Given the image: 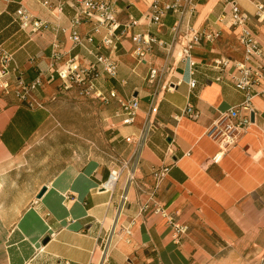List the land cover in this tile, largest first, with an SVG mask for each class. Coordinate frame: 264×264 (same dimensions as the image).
<instances>
[{"label":"crops","instance_id":"obj_1","mask_svg":"<svg viewBox=\"0 0 264 264\" xmlns=\"http://www.w3.org/2000/svg\"><path fill=\"white\" fill-rule=\"evenodd\" d=\"M44 1L47 6L42 0H0V51L14 58L6 77L12 88L0 91V264H90L97 241L108 236L112 241L110 264H210L212 241L218 248L214 258L224 264H254L264 252V97L253 92V123L234 148L222 152L207 136L222 113L246 100L245 92L228 78L218 81L223 72L215 65L216 60H245L239 30L232 27L230 0H194L196 11L181 27L176 57L188 27L219 36L203 39L192 50L197 81L193 90L188 61L171 70L173 59L166 62L167 52L160 46H155L148 61L141 62L130 40L119 45L116 77L104 74L97 86L104 93L114 90L123 99L137 98L140 109L132 125H125L126 115L120 114L117 125L121 127L110 143L120 147L126 138L139 137L152 104H158L145 145L139 149L131 144L120 147L127 160L138 162L136 183L126 189L125 174L113 193L100 191L113 170L112 162L93 153L88 157V151L85 157L82 152L74 158L45 159L44 171L54 174L36 185V167L41 160L35 153L49 142L52 132L50 94L62 85L57 77L50 82L53 46L60 44L65 54L62 63L74 57L84 66L95 61L86 49L74 48L70 39L73 31L82 37L92 34L94 22L83 19L74 25L77 10L71 2L59 12L60 0ZM236 1L243 11L254 13V0ZM130 3L129 9L122 5L126 11L121 17L122 21L128 15L141 19L143 25L135 27V33L148 32L166 44L177 39L173 32L177 16H166L158 26L142 19L146 3ZM21 9L43 22L44 28L38 32L33 27L23 29L17 20ZM255 32L264 47V26H257ZM106 35L103 29L87 48L95 55L109 56L108 49L99 48ZM164 66L161 78L149 84L150 70ZM99 69L102 73V67ZM38 78L44 84L32 93V99L39 106L30 108L16 91L19 81L29 84ZM167 80L175 85L174 90L165 88ZM187 103L200 112L198 120L182 116ZM57 165L63 167L53 170ZM161 167H168L169 172L154 201L176 221L189 226L179 242L172 240L163 216L141 213L142 205L151 199L152 173ZM44 186L47 192L37 199ZM125 193L128 202L122 208ZM130 225L132 235L128 238L124 230ZM227 250L230 254H222Z\"/></svg>","mask_w":264,"mask_h":264},{"label":"built area","instance_id":"obj_2","mask_svg":"<svg viewBox=\"0 0 264 264\" xmlns=\"http://www.w3.org/2000/svg\"><path fill=\"white\" fill-rule=\"evenodd\" d=\"M43 1L44 5H48L47 1ZM148 5L147 11L144 13L142 19L150 21L151 23L161 26L168 15L177 16L178 20L173 28L177 39L170 44L159 41L156 36L146 33H135L134 28L143 25L141 19H134L130 15L125 21H122L121 15L126 11L122 5H131L130 0H60L57 6L59 12L64 10V6L71 2L77 10L74 25H79L83 19L94 22L92 34L82 37L78 31H73L70 39L73 42L74 48H84L92 56L95 61L90 62L87 66L82 65L78 57L63 61L65 54L62 53L60 44L57 42L53 46L52 64L50 65V82L55 81L56 77L61 81L60 89L62 91L77 90L81 96L87 97L91 100H101L108 103L111 99L116 100L119 104L121 114L126 115L124 120L125 125H132L138 117L140 109L139 100L135 97L130 99H123L118 96L116 91H109L108 98L105 93L98 88L97 83L99 78L104 74L111 77L117 75V52L119 45L123 40H130L133 44V53L135 57L141 62L148 61V58L154 53L155 46H160L166 50V62L173 59L171 70L181 61H188L190 66V83L191 90L197 86V81L194 79L196 63L191 60L192 50L203 39L212 40L219 37L216 33H205L204 31L195 29V27H188L184 35V44L178 52L177 57L174 56L176 47L180 44L179 37L182 34L181 27L184 26L185 20L193 16L196 9L194 0H141ZM232 11V27L239 30L237 34L239 42L245 49L244 62H236L229 59L216 60L215 65L221 68L223 72L222 77L218 81L228 78L233 83L235 88L245 92L246 100L239 106L232 107L222 113L207 131V136L215 142L222 152H228L234 148L238 143L241 135L246 133L252 125V115L254 109L252 105V98L254 93L264 97V87L260 91L256 88L264 85V47L258 41L257 33L255 32L257 26H264V0H254V13L243 11L236 0H230ZM17 20L23 29L33 27L34 32L42 30L45 24L41 21H35L33 17L25 10L21 9L17 13ZM103 29L107 30V35L103 37L99 48H106L109 50V56L98 55L87 48V43H93L95 35L101 34ZM119 30H121L119 32ZM14 58L11 53L0 51V91L6 93L12 88L9 80L6 77L9 75L10 66ZM173 66V67H172ZM99 67L103 71L100 73ZM152 68L149 73V84H155L161 75L164 74L165 69ZM169 73V72H168ZM43 81L38 78L33 83L26 84L19 81V88L16 91L18 98L22 102H26L30 108L39 106V104L32 99V93L43 86ZM169 91L175 89V85L165 82V88ZM157 102L152 104L149 114V121L144 127L142 134L135 138L129 137L125 141L128 144L134 145L137 149L141 148L149 139V134L152 130V117L157 108ZM182 116L193 120L200 118V112L196 107L187 103L182 110ZM221 159V158H220ZM220 159L216 162L219 163ZM137 163L132 160L122 159L119 164L113 166L110 171L109 179L100 187V191L113 193L117 184L121 181L124 175L126 178V189L129 185L136 183L135 170ZM168 167H161L152 173L154 186L152 188L151 199L142 205L141 213L149 214L150 216L159 215L167 220L170 227V235L174 242H179L188 234L189 226L181 224L176 221L174 217L167 213V210L159 206L154 201L156 192L161 188L164 180L168 175ZM122 208L128 202L127 194L122 196ZM132 225L124 230L125 235L130 238L132 235ZM112 251L111 236H108L97 241L95 249L92 251V260L90 264H110V257ZM69 264V263H65Z\"/></svg>","mask_w":264,"mask_h":264},{"label":"rangeland","instance_id":"obj_3","mask_svg":"<svg viewBox=\"0 0 264 264\" xmlns=\"http://www.w3.org/2000/svg\"><path fill=\"white\" fill-rule=\"evenodd\" d=\"M105 90V89H104ZM105 92L108 98V91ZM50 105L52 118V132L49 136L50 140L47 144L40 146L35 157L41 160L36 169V185L48 180L54 173H49L45 167V159L47 158H74L81 156L83 152L84 157L88 151V157L92 155H99V157L112 162L113 166L119 164V161L126 159L123 155L124 148L129 144L121 142L120 147H114L110 140L114 137V132L121 127L117 125L118 118L121 111L116 100H110L108 103L101 100H91L87 97L81 96L78 91H62L57 87L54 92L50 94ZM111 118H114L111 121ZM133 146V145H131ZM118 152V153H117ZM123 155V157L121 156ZM31 156V155H30ZM34 156V155H32ZM45 162V163H44ZM63 166H53V170H59ZM213 260L210 264H224L219 261V257H215L218 253V248L215 241H212ZM230 250L223 251L222 254H230ZM236 264V263H230ZM239 264H253L245 261ZM254 264H264V252L256 257Z\"/></svg>","mask_w":264,"mask_h":264},{"label":"water","instance_id":"obj_4","mask_svg":"<svg viewBox=\"0 0 264 264\" xmlns=\"http://www.w3.org/2000/svg\"><path fill=\"white\" fill-rule=\"evenodd\" d=\"M253 119V118H252ZM47 192V187L44 186L41 191L39 192V194L37 195V199H41L45 193ZM48 242V239L45 240V244Z\"/></svg>","mask_w":264,"mask_h":264},{"label":"bare ground","instance_id":"obj_5","mask_svg":"<svg viewBox=\"0 0 264 264\" xmlns=\"http://www.w3.org/2000/svg\"><path fill=\"white\" fill-rule=\"evenodd\" d=\"M195 29H199V28H195Z\"/></svg>","mask_w":264,"mask_h":264}]
</instances>
